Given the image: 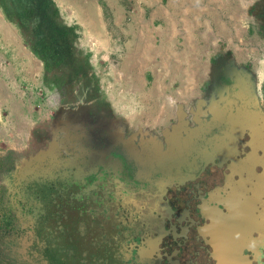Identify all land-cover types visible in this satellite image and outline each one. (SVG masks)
Masks as SVG:
<instances>
[{"label": "flooded vegetation", "instance_id": "af4514ba", "mask_svg": "<svg viewBox=\"0 0 264 264\" xmlns=\"http://www.w3.org/2000/svg\"><path fill=\"white\" fill-rule=\"evenodd\" d=\"M256 10L264 19V0ZM225 70L198 92L204 113L159 134L117 120L81 70L87 96L72 104L89 106L108 130L96 132L80 169L49 187L43 232L57 258L64 245L66 264H264V134L241 131L245 117L221 111L232 85ZM240 86L264 112L260 86Z\"/></svg>", "mask_w": 264, "mask_h": 264}, {"label": "crops", "instance_id": "0c3cea01", "mask_svg": "<svg viewBox=\"0 0 264 264\" xmlns=\"http://www.w3.org/2000/svg\"><path fill=\"white\" fill-rule=\"evenodd\" d=\"M54 1L72 13L78 6L77 25L89 33L91 46L110 48L108 86L97 85L127 128L159 134L175 120L181 125L185 109L201 115L206 102L195 108L203 98L198 92L214 80L216 69H237L251 87L263 80L264 19L258 10L250 12V0H103L106 13L100 0ZM16 5L0 0V136L21 141L37 129L30 111L41 99L45 66L35 50L27 53Z\"/></svg>", "mask_w": 264, "mask_h": 264}, {"label": "rangeland", "instance_id": "374dc122", "mask_svg": "<svg viewBox=\"0 0 264 264\" xmlns=\"http://www.w3.org/2000/svg\"><path fill=\"white\" fill-rule=\"evenodd\" d=\"M37 1H20L26 18L21 19L23 25L17 22L23 26L27 53L35 50L38 54L35 58L43 59L45 66L38 89L41 99L30 111L37 129L21 141L12 134L0 136V264H66L69 247L61 244L65 253L57 258L51 250V237L43 232L44 227H49V215H52L51 204L44 205L51 196L49 187L54 180H66L72 171L76 172L75 166L80 169L85 149L95 145L96 132L108 130L100 115L91 118L89 106L83 108V104L72 103L87 96L82 90L81 70L97 73L98 79L92 76L93 86L98 82L101 87L108 86L110 72L106 68L113 56L108 52L110 48L91 46L89 33L77 25L81 14L76 4L72 13L52 0L46 22V14L36 5ZM100 1L106 13L107 6ZM259 1L250 0L251 13L259 9ZM113 34L109 31L111 39ZM48 56L51 59L44 58ZM262 61L264 68V58ZM261 78L259 88L264 95V75ZM103 93L109 100L108 94ZM12 122L10 131H15ZM111 128L113 131L109 132H114V127ZM72 146L83 150L73 156L65 155L63 149Z\"/></svg>", "mask_w": 264, "mask_h": 264}, {"label": "water", "instance_id": "95a60500", "mask_svg": "<svg viewBox=\"0 0 264 264\" xmlns=\"http://www.w3.org/2000/svg\"><path fill=\"white\" fill-rule=\"evenodd\" d=\"M215 72L219 75V70L216 69ZM225 74L228 75V80L232 82V85L228 88L227 95L220 98L221 111L228 116L245 117V120L240 122L241 131L250 130L257 137L262 136L264 134V112L258 108L256 96H249L241 90L240 85H245V81L240 71L225 70Z\"/></svg>", "mask_w": 264, "mask_h": 264}, {"label": "trees", "instance_id": "16d2710c", "mask_svg": "<svg viewBox=\"0 0 264 264\" xmlns=\"http://www.w3.org/2000/svg\"><path fill=\"white\" fill-rule=\"evenodd\" d=\"M14 1H16V0H14ZM21 0H19L18 2H20ZM32 1V0H31ZM53 4V2H52V0H38L37 1V3H36V5H40V7H42L41 8V10L42 11H46V12H48V6L49 5H51V4ZM23 7H21V4L19 5V6H14V9L18 12V15L20 16V17H22L23 16V18H26L25 17V10H24V8L22 9ZM32 12V11H31ZM31 12H29V13H31ZM32 14V13H31ZM32 17V15H30V17L29 18H31ZM43 53V52H42ZM43 56V55H42ZM45 59H51L49 56L48 57H44ZM52 68V67H51Z\"/></svg>", "mask_w": 264, "mask_h": 264}, {"label": "built area", "instance_id": "2783aa9c", "mask_svg": "<svg viewBox=\"0 0 264 264\" xmlns=\"http://www.w3.org/2000/svg\"><path fill=\"white\" fill-rule=\"evenodd\" d=\"M185 118L186 120L188 119L189 115L193 114V108H190V109H185ZM188 121V120H187Z\"/></svg>", "mask_w": 264, "mask_h": 264}]
</instances>
